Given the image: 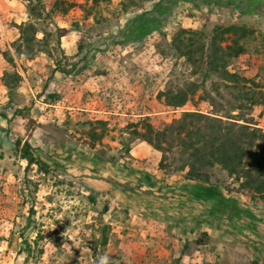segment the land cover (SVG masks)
<instances>
[{"label": "rangeland", "instance_id": "1", "mask_svg": "<svg viewBox=\"0 0 264 264\" xmlns=\"http://www.w3.org/2000/svg\"><path fill=\"white\" fill-rule=\"evenodd\" d=\"M63 1L73 5L65 14L53 0H0V53H13L14 25L28 21L44 49L11 64L0 54V264H264V195L241 189V180L215 166L207 184L238 214L200 213L188 196L177 203L179 190L170 196L175 201L158 204L147 186L183 189L187 169H177L185 156L173 148L155 179L156 156L140 150L142 166L128 154L134 142L145 143L146 123L162 130L184 113L264 132V7L244 0ZM34 6L41 16H29ZM138 18L152 20L154 30L122 44ZM212 40L221 50L208 55ZM227 47L242 52L227 60ZM189 61L204 62L197 69ZM205 61H233L225 71L245 80L227 82ZM5 73L21 78L10 90ZM56 81L82 93L83 106L52 107L61 98L52 93ZM178 93L185 104L168 106L167 96ZM91 132L102 141L93 144Z\"/></svg>", "mask_w": 264, "mask_h": 264}, {"label": "trees", "instance_id": "2", "mask_svg": "<svg viewBox=\"0 0 264 264\" xmlns=\"http://www.w3.org/2000/svg\"><path fill=\"white\" fill-rule=\"evenodd\" d=\"M36 1L39 3V0ZM244 1L245 5L250 8L264 7V0ZM53 7L59 13L65 14L73 5L67 4L63 0H53ZM165 8V11L168 10L167 7ZM28 13L29 16H41L36 6L29 8ZM14 28L18 32V38L13 47V53L10 51L0 53L5 62L11 64L15 58L18 59L20 57L32 60L39 53H44L40 40L36 36L37 28L35 23L28 21L14 25ZM154 28L152 20L141 21L138 18L128 25L123 34L122 44L138 42L141 38L151 34ZM231 31L233 29L228 28L222 30L221 33H229ZM210 45L211 48L207 50L208 55L209 53L215 55L220 52L221 49L217 47L216 42L212 40ZM227 50L229 51L225 54L227 60L232 58V56L237 57L242 52L241 48L235 51L234 48L227 47ZM200 51L201 53L205 51L203 46L200 47ZM187 52L183 53V56L191 53V51ZM187 58L189 57L187 56ZM189 62L198 69L204 61ZM205 62L210 70L219 73L221 78L227 82L237 84L240 80H245L236 74L225 71V67L233 61ZM20 79L17 73H5L4 87L10 90V83L17 84ZM166 102L168 106L173 108L183 106L185 104V94L178 93L177 95L167 96ZM187 122L190 127L185 130L184 125ZM135 134L139 135L137 132ZM89 136L93 144L100 143L103 138V135H95L93 132ZM141 136L142 141L161 154V159L158 163V168L161 171L168 167L166 165V154L171 153L173 148H179L185 159L177 170L181 172L185 168L187 169L185 178L189 183L185 190L186 195H189L195 201L207 202L217 212L238 213L237 209L233 208L232 205L226 206L225 198L214 186L207 184L209 183L207 171L215 166H218L220 170L234 177L237 181L241 180V189L251 192L253 196L264 195V132L259 128L251 127L248 124L237 125L234 123L230 126L222 123L220 119L209 118L198 113H184L179 121L172 122L162 130H155L149 123H146L145 132ZM23 148L24 158L29 159L31 155L28 143L25 142ZM253 148H258L259 153L249 155L247 150ZM249 159H252L254 164L251 168L248 164Z\"/></svg>", "mask_w": 264, "mask_h": 264}, {"label": "crops", "instance_id": "3", "mask_svg": "<svg viewBox=\"0 0 264 264\" xmlns=\"http://www.w3.org/2000/svg\"><path fill=\"white\" fill-rule=\"evenodd\" d=\"M32 62L33 61H30V62L27 61L28 64H30ZM28 74H30V73H28ZM28 76H30V75H28ZM54 76H55V78H59V81H62L63 80L62 76H64V75L63 74H59V73L56 72L54 74ZM23 78L26 79L24 74H23ZM29 81L31 82V78L30 77H28V79H26V83H27L28 86H30L29 85L30 84ZM54 88H55L56 91H52V93H54V92H56V94L59 93L61 98L60 99L58 98L57 100H54L52 103H50V105L52 107H56V108H60V109L62 108V109H66V110H68V109L74 110L76 108H79L80 106H83V104L81 103V99H80L82 93L78 94L76 92V90H73V88L70 87V85H68L64 89L63 85H60V82L57 83V81H56V87H54ZM140 150H142L145 154H153L152 157L156 156L155 160L157 161V163H155L156 164L155 166H157V167L155 168V171L152 173V175H154L155 179H157L159 174H161V172H162L158 168L159 160H158L157 152L154 153V151H151L150 146L149 145H145V143H143V142H134L133 144H131L130 150L128 151V154L132 158L131 160H132L133 163H135L137 165H142V166L145 164L144 163L145 155H141L142 153H140ZM146 170H147V168H146ZM156 172H158V174ZM111 183L112 184H110V185H112L113 187H114V185H117L114 181H112ZM161 185L164 186V187H160L158 189H155V185L154 184H151V185L149 184L147 186L148 190H150V188H151V190H153V191H151V192H153V195H154L152 198L154 200H156V202L158 204L159 203H165V202L169 203L172 200L175 201V199H171L170 196H172V195L175 196V194H173L174 193L173 191H176V190H179L178 193L180 194L179 196H177L178 197L177 203L187 199V195H186V191H185L186 187H187V184L182 187L183 189H180L178 186H176L178 189H176V187H171L170 185H172V184L168 183V182H163V183H161ZM122 188H124V187H122ZM124 189L128 190V189H130V187L124 188ZM155 190H157L159 193H156ZM133 191H137V190L133 189ZM156 196H161V198L160 197H156ZM188 197H190V196L188 195ZM191 200H192L193 204H196L198 206V208L200 210L199 211L200 213L204 212V213L213 215L215 217H218V215L223 214L221 212H217L215 209H212L210 204H207V202L195 201L192 198H191ZM179 213L181 214L183 212L179 211ZM234 215H236V213H234ZM182 216H184V214H181L180 217H182ZM243 219L245 220L246 217H243ZM243 219H242V221H243Z\"/></svg>", "mask_w": 264, "mask_h": 264}]
</instances>
